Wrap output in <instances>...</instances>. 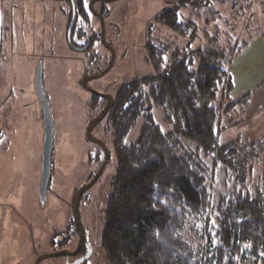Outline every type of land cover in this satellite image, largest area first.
<instances>
[{"label": "trees", "instance_id": "obj_1", "mask_svg": "<svg viewBox=\"0 0 264 264\" xmlns=\"http://www.w3.org/2000/svg\"><path fill=\"white\" fill-rule=\"evenodd\" d=\"M173 1L154 22L187 42L169 50L148 40L151 71L120 85L107 111L115 172L99 245L107 264H264L262 179L252 187L243 180L264 154V134L243 148L219 138L221 111L232 104L229 66L251 37L237 43L234 35L253 29L247 8L255 1L238 0L228 25L203 15L212 0ZM181 6L191 8L189 16L175 9ZM178 139L194 142L197 155L232 174L233 186L212 201L210 171L186 156ZM189 231H199L197 242Z\"/></svg>", "mask_w": 264, "mask_h": 264}, {"label": "rangeland", "instance_id": "obj_2", "mask_svg": "<svg viewBox=\"0 0 264 264\" xmlns=\"http://www.w3.org/2000/svg\"><path fill=\"white\" fill-rule=\"evenodd\" d=\"M175 4L173 0H113L106 3L96 0L93 9L101 11L105 43L100 38L92 48L73 50L66 46L65 40L69 22L67 11H64L65 2L0 0V264H34L42 254L60 249L74 250L78 235L69 244L61 243L53 235L69 225L73 218L75 192L88 183L99 167L100 161L98 164L90 162L99 145L87 140L85 131L88 122L104 104L83 87V79L106 68L110 53L105 46L109 45L114 51L110 68L99 77L91 76L86 86L115 95L120 85L151 71L144 60L148 40L164 43L169 50L184 45L188 38L175 36L170 29L154 22L158 13ZM175 9L188 16L192 11L189 6ZM209 13H214L219 25H226L225 21L233 12L228 3L212 0L203 15ZM89 14V18L78 16L72 41L80 43L89 35L95 37L100 33L99 19L91 10ZM250 21L253 29L244 35L245 30H240L242 34H235L234 41L239 43L243 37L252 36L255 28L264 33V24L257 27V19ZM39 66L42 92L53 125L50 175L44 196L39 187L43 113L35 89ZM140 121L137 120L128 132V140L135 137ZM109 126L107 115L92 131V135L102 139L108 148L113 144V132L107 131ZM178 141L186 156L198 161L206 172L210 171L212 201L217 192L233 186L235 178L232 174L223 171L213 159L197 155L194 142ZM250 169L243 178L246 185L252 187L254 182L262 179L260 184L264 189V154ZM114 172L115 155L112 152L97 181L86 189L80 200V223L91 253L85 263L78 264H107L99 236ZM199 235V231L187 233L193 243ZM76 258L75 255H56L42 258L38 264H72Z\"/></svg>", "mask_w": 264, "mask_h": 264}, {"label": "crops", "instance_id": "obj_3", "mask_svg": "<svg viewBox=\"0 0 264 264\" xmlns=\"http://www.w3.org/2000/svg\"><path fill=\"white\" fill-rule=\"evenodd\" d=\"M220 2V0H216ZM229 8L239 5L238 0H221ZM264 0L253 2L257 27L264 24ZM229 72L233 87L232 104L221 111L220 141L237 148L250 145L264 134V33L256 31L248 43L233 57Z\"/></svg>", "mask_w": 264, "mask_h": 264}, {"label": "water", "instance_id": "obj_4", "mask_svg": "<svg viewBox=\"0 0 264 264\" xmlns=\"http://www.w3.org/2000/svg\"><path fill=\"white\" fill-rule=\"evenodd\" d=\"M108 1H113V0H108ZM75 21V16L73 15L72 19H71V23L68 29V32L70 33V31L72 30L73 24ZM99 24H100V38L102 40V42L105 43L104 40V24H103V19L101 16H99ZM109 47V46H108ZM111 51V59L109 61V63L107 64L106 68L104 70H102L99 74L94 75L92 77H99L101 75H103L111 66L113 60H114V51L112 48H110ZM91 77V76H90ZM89 76L85 77L83 79V87L97 95L103 96L106 98L107 100V105L106 107H104V109L100 112V116L94 120H92L86 129V136L88 139L94 141V142H98L102 148L105 151V157L104 160L100 166V168L97 170V172L94 174V176L92 177V179L85 185H83L81 188H79L77 190L76 196H75V201H74V214L76 217V220L80 226V230H81V224H80V217H79V212H78V202H79V198H80V194L85 191L86 189H88L92 184H94V182L97 180V178L99 177V175L101 174L107 159H108V154H107V150L105 148V145L101 142V141H97L96 139H94L91 135V130L94 127V125L96 124V122L105 114V112L107 111V109L111 106L112 104V96L109 93H100L97 92L96 90L87 87L86 86V81L90 78ZM35 89H36V93L37 96L39 98L40 101V106L42 109V113H43V146H42V153H41V174H40V181H39V187H40V193L42 196L45 195L46 192V187L48 184V180H49V175H50V161H51V155H52V146H53V125H52V118H51V114H50V109L48 106V102L45 99L43 92H42V85H41V66L38 67L37 72H36V77H35ZM81 235H80V239L77 243L76 248L72 251L70 250H66V249H60V250H56L53 251L51 253H46V254H42L40 256H38L35 261L34 264H38L39 261L42 258L45 257H51V256H56V255H75L76 253H78L80 244L82 242L83 239V233L82 230L80 231ZM80 263V260H76L75 262H73L72 264H78Z\"/></svg>", "mask_w": 264, "mask_h": 264}, {"label": "flooded vegetation", "instance_id": "obj_5", "mask_svg": "<svg viewBox=\"0 0 264 264\" xmlns=\"http://www.w3.org/2000/svg\"><path fill=\"white\" fill-rule=\"evenodd\" d=\"M53 1H61V2H65L66 4H67V7L64 9V11H67V14H68V19H69V22H68V24H67V28H66V32H65V40H66V46H68L69 48H72L73 50H86V49H89V48H92V46H93V44L95 43V42H97V39L98 40H100V36H99V34H97L98 36H99V38H96L97 37V35L95 36V37H93L92 35H89L88 37H86L87 39H85V40H83L82 42H80V43H77L76 41H72V30L70 31V33L68 32V29H69V26H70V23H71V19H72V17H73V15L75 16V21H76V19H77V17L78 16H84V17H86V18H89V16H87V15H90L89 14V12H90V10H91V12L93 13L92 15H94L95 17H97L98 19H99V16H101L102 17V15H101V11L100 12H98V11H95L94 9H93V4H94V2L96 1V0H88V3H86L85 2V0H53ZM98 2H100V3H103V2H111V1H108V0H98ZM75 21H74V24H75ZM74 24H73V26H74ZM73 28V27H72ZM99 32H100V30H99ZM79 39H82V37H79ZM109 45H107V46H105V47H107V49H108V51H109V53H110V57H109V60L107 61V64L109 63V61H110V59H111V51H110V49H109V47H108ZM111 47V46H110ZM112 48V47H111ZM107 64L105 65V67L107 66ZM89 75V77L90 76H94V74H88ZM87 87H90V86H87ZM90 88H92V87H90ZM92 89H94V88H92ZM87 90V89H86ZM94 90H96V89H94ZM89 91V90H88ZM97 92H100V93H107V92H102V91H98V90H96ZM91 94H93V95H95V96H97V97H99L100 99H102L103 101H104V104H103V106H102V108L99 110V112H98V114H96L95 115V117L94 118H92L89 122H88V124L92 121V120H94V119H96V118H98L99 116H100V112L104 109V107H106V105H107V100H106V98L105 97H103V96H100V95H97V94H95V93H93V92H91V91H89ZM110 94V93H109ZM111 96H112V104H111V106L113 105V103H114V99H115V95H112L111 94ZM37 100H38V102L40 103V101H39V98L37 97ZM110 106V107H111ZM41 107V106H40ZM109 107V108H110ZM108 108V109H109ZM108 109H107V111H108ZM107 111L105 112V114L96 122V124L94 125V127L92 128V130H91V135H92V131H93V129H95V127L106 117V115H107ZM88 124H87V126H88ZM109 128H110V130H109ZM109 128H108V132L109 131H111L112 130V132L114 133V130H113V125H112V122L110 121V126H109ZM87 129V128H86ZM85 136H86V131H85ZM114 136V135H113ZM135 136V135H134ZM92 137L94 138V139H96L97 141H101L104 145H105V148H106V150H107V154H108V159H107V162L109 161V159H110V155L112 154V147H113V145L114 144H112L111 145V147H107L106 146V144H105V142L102 140V139H100V138H98V137H95V136H93L92 135ZM86 138H87V136H86ZM114 139V138H113ZM87 140H89V141H91V142H94V141H92V140H90V139H88L87 138ZM94 143H96L97 145H99V146H97V148L94 150V153H93V156H92V158H91V160H90V162H95L96 164H98V162H99V167H98V169L100 168V166H101V164H102V162H103V160H104V157H105V151H104V149L102 148V146L98 143V142H94ZM98 147H100V148H98ZM107 162H106V164H107ZM106 164H105V166H106ZM104 166V167H105ZM97 169V170H98ZM104 169V168H103ZM97 170H96V172H97ZM103 171V170H102ZM96 172H94V174L96 173ZM94 174L90 177V179L94 176ZM100 176V175H99ZM90 179H89V181H90ZM98 179V178H97ZM88 181V182H89ZM97 181V180H96ZM95 181V182H96ZM94 182V183H95ZM90 188V187H89ZM88 190V189H87ZM86 192V190L85 191H83L81 194H80V198H79V202H78V207H79V203H80V200H81V198H82V196L84 195V193ZM75 193H77V191L75 192ZM75 196H76V194H75ZM75 196L73 197V199H72V214H73V218L70 220V222H69V225H66V228L65 229H63V230H59V231H56L55 233H54V235H53V237L54 238H58L59 240H66L67 242H69V243H71V241L73 240V238H74V236L75 235H78V240H77V243H78V241H79V239H80V235H81V230H82V233H83V239H82V242H81V244H80V247H79V250H78V253H76L75 254V256H77V258H76V260H80V263L81 262H83V263H85L87 260H88V258H89V255H90V253H91V249H90V247H88L86 244H85V232L83 231V228H82V225H81V230H80V226H79V224H78V222H77V220H76V217H75V214H74V201H75ZM78 212H79V209H78ZM81 224V223H80ZM76 246H77V244L75 245V247H74V249L76 248ZM75 260V261H76Z\"/></svg>", "mask_w": 264, "mask_h": 264}, {"label": "built area", "instance_id": "obj_6", "mask_svg": "<svg viewBox=\"0 0 264 264\" xmlns=\"http://www.w3.org/2000/svg\"><path fill=\"white\" fill-rule=\"evenodd\" d=\"M247 14H248L250 19H254V13L251 11V9L247 8Z\"/></svg>", "mask_w": 264, "mask_h": 264}, {"label": "snow or ice", "instance_id": "obj_7", "mask_svg": "<svg viewBox=\"0 0 264 264\" xmlns=\"http://www.w3.org/2000/svg\"><path fill=\"white\" fill-rule=\"evenodd\" d=\"M212 223H213V224H215V221L213 220V221H212ZM156 235L158 236V235H159V233L157 232V233H156Z\"/></svg>", "mask_w": 264, "mask_h": 264}]
</instances>
